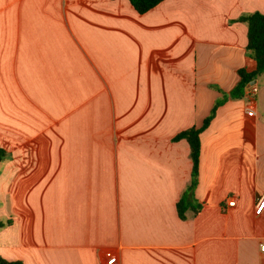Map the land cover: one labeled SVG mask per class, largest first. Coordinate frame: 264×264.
Returning <instances> with one entry per match:
<instances>
[{"label":"crops","instance_id":"crops-1","mask_svg":"<svg viewBox=\"0 0 264 264\" xmlns=\"http://www.w3.org/2000/svg\"><path fill=\"white\" fill-rule=\"evenodd\" d=\"M42 1L56 6L0 0V147L11 152L0 255L264 264V74L201 133L192 197L202 207L184 219L193 163L175 139L203 124L240 68H255L238 18L264 13V0H164L145 13L129 0Z\"/></svg>","mask_w":264,"mask_h":264},{"label":"trees","instance_id":"trees-1","mask_svg":"<svg viewBox=\"0 0 264 264\" xmlns=\"http://www.w3.org/2000/svg\"><path fill=\"white\" fill-rule=\"evenodd\" d=\"M139 13H145L157 6L164 0H129ZM238 20L247 23V54L255 62V68L250 70L247 67L239 69V81L229 91H223V95L216 100L210 114L205 118L201 126H192L179 132L175 139L184 138L190 146V157L192 159V179L188 188L183 192L177 201V209L181 218H187L189 210L196 214L200 211L202 204L196 202L192 195L198 182L199 165L201 157V133L209 125L214 117L217 108L229 97L239 98L245 95L247 84L258 76L264 74V13L253 11L241 15ZM11 157V152L5 147H0V165ZM11 219L0 220V229L9 224ZM0 264H22L20 260H9L0 255Z\"/></svg>","mask_w":264,"mask_h":264},{"label":"rangeland","instance_id":"rangeland-1","mask_svg":"<svg viewBox=\"0 0 264 264\" xmlns=\"http://www.w3.org/2000/svg\"><path fill=\"white\" fill-rule=\"evenodd\" d=\"M55 6H56V5H55L54 1H50V3L46 4V3H44L42 0H38V4H37V7H38L39 9H41V8H43V7L53 8V7H55ZM71 49H72V51H73V49H75L74 44H71ZM76 60H77V58H76ZM77 67H78L77 61H75L73 64H70V65H69L70 72H74V73H76V72H77ZM86 71H87V69H86ZM0 171H1V170H0Z\"/></svg>","mask_w":264,"mask_h":264},{"label":"built area","instance_id":"built-area-1","mask_svg":"<svg viewBox=\"0 0 264 264\" xmlns=\"http://www.w3.org/2000/svg\"><path fill=\"white\" fill-rule=\"evenodd\" d=\"M263 200H264V195H261V197L258 200V204L260 205L263 202ZM235 203H236L235 199H231L228 201L229 206H233V205H235ZM262 248H264V245H262ZM106 256H107L108 264H115L116 263V255L112 251L108 250L106 252Z\"/></svg>","mask_w":264,"mask_h":264},{"label":"water","instance_id":"water-1","mask_svg":"<svg viewBox=\"0 0 264 264\" xmlns=\"http://www.w3.org/2000/svg\"><path fill=\"white\" fill-rule=\"evenodd\" d=\"M254 80L250 81L249 83L253 82Z\"/></svg>","mask_w":264,"mask_h":264}]
</instances>
